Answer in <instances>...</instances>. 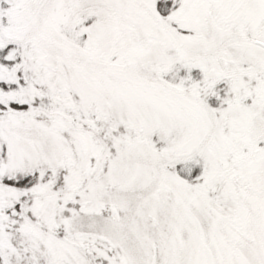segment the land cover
I'll use <instances>...</instances> for the list:
<instances>
[{"label": "snow or ice", "instance_id": "snow-or-ice-1", "mask_svg": "<svg viewBox=\"0 0 264 264\" xmlns=\"http://www.w3.org/2000/svg\"><path fill=\"white\" fill-rule=\"evenodd\" d=\"M0 264H264V0H0Z\"/></svg>", "mask_w": 264, "mask_h": 264}]
</instances>
